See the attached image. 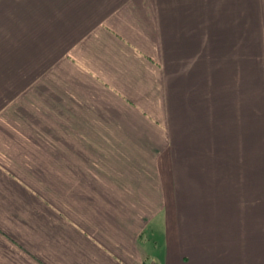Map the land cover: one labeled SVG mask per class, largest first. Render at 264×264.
<instances>
[{
	"label": "crops",
	"instance_id": "0c3cea01",
	"mask_svg": "<svg viewBox=\"0 0 264 264\" xmlns=\"http://www.w3.org/2000/svg\"><path fill=\"white\" fill-rule=\"evenodd\" d=\"M38 7L40 46L7 33L0 264H264V0Z\"/></svg>",
	"mask_w": 264,
	"mask_h": 264
},
{
	"label": "rangeland",
	"instance_id": "374dc122",
	"mask_svg": "<svg viewBox=\"0 0 264 264\" xmlns=\"http://www.w3.org/2000/svg\"><path fill=\"white\" fill-rule=\"evenodd\" d=\"M11 5L9 10L8 6ZM39 7L38 0H0V89L8 88L11 82L9 72H23L26 67V58L28 59V50L25 52L20 50V46L15 48L13 53L8 54L7 33L10 28L14 29L15 36H21L18 44H25L23 35H29L35 42L36 46H40V42L44 38L45 33L40 30L38 24L40 19L38 16ZM37 26V27H36ZM24 30H28L29 33ZM36 48V47H35ZM37 47L36 49H38ZM37 51L32 50V54ZM26 55V56H25ZM8 73V74H7ZM8 77H10L8 79ZM18 77V78H17ZM14 79L17 86H21L23 80L17 76ZM26 81L28 78H24ZM264 75L256 69L255 75V103L253 117V147L255 149L256 164L264 165ZM2 85V86H1ZM10 92H6L3 96L8 100ZM6 143L5 137L0 135V146ZM20 161V160H19ZM21 162V161H20Z\"/></svg>",
	"mask_w": 264,
	"mask_h": 264
}]
</instances>
